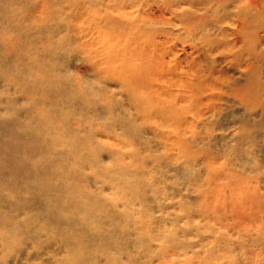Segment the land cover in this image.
Masks as SVG:
<instances>
[{
  "label": "bare ground",
  "instance_id": "6f19581e",
  "mask_svg": "<svg viewBox=\"0 0 264 264\" xmlns=\"http://www.w3.org/2000/svg\"><path fill=\"white\" fill-rule=\"evenodd\" d=\"M55 1L57 3L63 1L61 5L59 4L58 10H50L51 12H48V8H52L54 5L51 6L50 4L48 7L49 3H44L41 8L42 12H37L38 14L34 13L30 16V25H24L20 28L19 37H23L27 41V43L23 42L21 45L24 44L26 50L29 51L28 54L26 53L27 55L21 56V61L18 60L22 62L18 67V73H16V75L19 74L16 76L15 84L18 90L13 93L12 97L2 98L0 96V105L1 103L5 104L2 107L3 112L13 114L18 105L17 99L14 98L19 97L22 99L21 104L28 103L29 105L31 103V106H29L30 110L20 109L23 112V118L26 117V121H30L33 118L34 115H31V113L33 114L34 110L38 114H46L49 105L51 109L49 113L54 112L52 115L58 117L61 114L55 108L57 106L60 108V106L65 104L63 102L66 101L68 108L73 109L72 112H77L78 110L76 114L79 119L75 122L76 131L86 135L84 143L89 148V151L78 152L79 157L84 163H90L92 168L98 169V171L101 170L99 175L104 183L105 181H114V184L119 185L117 178L114 176L110 177L109 173H115V176L122 174L132 184L129 185L127 183L126 185L129 191L133 189L135 192H139L143 189V180L138 177V169H150L153 173L151 178L157 179L155 177L157 176L162 183H167L171 186L179 185L183 188H193L199 193L200 203L207 206L205 207L207 209H203L204 211H198L201 213L200 215H207L218 221V224L213 226L205 225V230L209 232L210 236V240L205 243V247L208 252L212 253L213 258L219 256L218 260L224 259V264H264V99L261 97L264 95V37L259 34L261 31L264 32V0H234V2H239L238 5H234L236 7L231 13H225L224 18H229L232 23H235L236 38L230 41H223L224 44L219 46L218 39L213 37L210 32L205 31L202 35L207 45L203 49L205 50L203 55L208 59L207 63L209 69H211V76L208 74L209 77L197 79L195 90L201 92L202 96L201 98H195L196 108L194 104L187 103L188 99L183 94L184 87L181 83L187 79V72L184 71L183 67H179L177 49L167 40V36H170V34L168 31L154 26L155 21L152 19L150 12L142 13V16L137 13V8H132L134 5L132 1L137 0ZM170 1L173 3L174 1L181 3L183 1V3L190 2L195 6H192L193 9L200 12L203 11L202 15L193 18L188 9H181L178 14L175 11L179 23L187 24L193 30L202 27L205 19L210 17L207 15L208 12L213 10L212 8L210 9V6L222 4V1L228 2L227 0ZM179 5L181 4L179 3ZM60 8H65V10L62 9L63 11L55 14ZM159 13V17H163L161 12ZM29 31L34 32L33 34L31 33L35 35L34 41H28V38H26V34L28 37ZM42 43L45 48L41 45ZM217 47L224 48L231 53L233 73L238 72L245 75V79L242 82L229 76L224 71L225 68H222V70L217 67L216 61L210 57ZM218 48L215 51H218ZM195 50L197 53L201 52L197 48ZM70 53L81 55V63L86 66L88 71L94 74V79L84 76L87 74L79 75L71 70L69 66ZM31 57H33V60L30 59ZM36 57L47 58L48 61L42 60L39 63ZM2 58L4 57L2 56ZM71 59L73 60V58ZM190 61L194 65H198L195 57L190 56ZM47 62H51V64L48 65ZM24 64H26V68ZM213 76H216V78ZM219 80L227 82L226 91H228L229 96L237 99L246 109L244 113L230 114L237 124L241 138L234 144L225 143L222 147V143L217 142L216 138H213L211 134V130L217 124L216 121L213 122L212 120L218 114L215 110L217 107L215 108L214 105L217 101L220 102L224 99V96L216 95L223 88L220 87L222 83H218ZM112 84L117 86L119 89L117 91H121V94L112 89ZM205 84L209 87L207 90L203 89ZM51 90H54V92ZM195 93L197 94V92ZM204 94L205 96H203ZM56 95L58 96L55 97L56 101L54 103L48 102V99ZM82 102H89L87 106L90 105V107L80 110L77 105ZM205 102V107L200 108L199 105L201 106ZM257 109L261 110V115L258 119H253L258 117L255 112ZM56 122L59 123L60 130L65 129L67 124L65 119L57 120ZM12 124L15 125L16 123ZM30 127H27L26 130L28 129V131L23 133L33 136ZM148 131L151 134L150 138L146 135ZM29 135H27V138H29ZM3 138L5 137L3 136ZM33 138L28 140H31L30 142H33V146H36V140ZM14 142H16V139ZM202 143L203 147H200ZM242 143H247L248 148L242 149ZM10 144H6L9 149L0 156V161L4 165H8V168H4H6V171H10L11 168L14 169L16 167L13 164H17V172L27 171V164H22L18 156H14L12 152L13 149L17 148L16 144ZM74 144H76L77 148L80 143L77 140ZM20 145L22 146L21 143ZM16 152L17 150H15V154ZM92 153L94 154L92 155ZM102 153L109 155V159H106L107 161L100 157ZM249 154H252V160L247 158L246 155ZM231 155L233 158L230 157ZM199 159L204 160L201 165L206 168V175L197 176L196 174L199 171L194 168L197 167L196 162ZM40 163L37 164L40 168L39 171L44 170L45 164L47 166V163L43 160ZM165 168L167 170H164ZM79 172L81 173V170ZM214 179L224 182L225 186L218 190L212 184ZM194 182L195 185L193 184ZM149 185L150 187L153 186L152 190L149 191V197L145 195V191L141 194L136 193L138 195L136 196L137 201L135 200L137 205H127L128 212H132V215L135 216V212H142L137 215L143 216L150 211L154 213V211L157 212L164 209L158 197L159 195L151 196L152 192L155 193L154 189L157 186H154V184ZM42 187H45L46 191L47 188H50L46 184ZM178 195L173 197L180 199L181 202L178 201L176 203L183 207L182 209H185L187 203H185L184 199L178 198ZM14 203L16 204V202ZM143 207L144 209H142ZM34 212L30 210L26 220L34 221V219L38 218ZM204 217L202 216V219ZM116 220L118 221V219ZM138 222H140L139 219ZM49 223L58 227L55 221L54 223L48 222V218L44 219L41 225L44 229L47 227L50 229L51 225ZM158 227L156 226L155 228ZM140 228L142 236L147 234V232H152L154 236L158 237V240L163 238L161 233H157L159 232L157 229L148 227L147 223L145 226L140 225ZM14 235L17 237L15 233ZM153 235H151L152 238ZM17 238L19 240V237ZM141 238L140 242L142 241ZM47 240H49L48 237L43 242H51ZM65 240L67 241L66 238ZM35 244L37 245V243L33 245ZM89 244L91 245V243ZM178 244L183 245L179 241ZM66 247L69 246L66 245ZM82 248L85 249L84 247ZM19 250L17 251L21 252ZM55 251L56 253H54L53 248L49 250L52 260L28 253L29 255L27 256L29 258L25 257L27 261L25 260L24 262H29L30 264H34L33 261L39 262V264H66L64 262H68V260L70 262L73 260L78 261V254L82 253L81 251H78L79 253L75 251L76 253L74 252V254L71 250L64 252L63 248ZM82 260L81 258L78 262L81 263ZM200 260L202 263L199 262V264H211L205 258H200ZM83 264H85L84 261Z\"/></svg>",
  "mask_w": 264,
  "mask_h": 264
},
{
  "label": "rangeland",
  "instance_id": "374dc122",
  "mask_svg": "<svg viewBox=\"0 0 264 264\" xmlns=\"http://www.w3.org/2000/svg\"><path fill=\"white\" fill-rule=\"evenodd\" d=\"M227 1L228 2L222 1V4H213L214 7L210 6V9L212 8L213 10H211V12H208L207 15H209L210 17H207L203 22L204 27L202 26L195 30L191 29V26L187 24H180L177 18L178 11H180L181 9H188L192 18L202 15L203 11L200 12L196 9H193L192 6L194 5H192V3L190 2L183 3V1L181 3L179 1H174L173 3L170 0L132 1V4H134L132 8H137L138 14L142 15V13L150 12L152 14V19L155 21L154 26L162 28L163 30L168 31V33L170 34V36H167V40L177 49V56L180 62L179 67H183L184 71L187 72V79L185 81L183 80L181 83V85L184 87L183 94L186 95V98L188 99L187 103L191 105L194 104L195 108L196 99L201 98L202 96L201 92L195 90V84L200 78L204 79L208 76V74L211 76V69H209L207 63L208 59L205 58V56L203 55L205 51L203 49L206 48L207 45L206 42L203 40L202 35L205 33V31L210 32L213 37L218 39L219 46L221 44H224L223 41H230L236 38V33L234 30L235 23H232L229 18L225 19L224 17L225 13H231L236 7H234V5H238L239 2L236 1V3L234 2V0ZM62 2L57 3V1L55 0H0V89L2 86L0 96L2 98L12 97L13 93L18 90L17 85L15 84L17 79L16 76H18L19 74L16 75V73H18V67L20 66V63H22L18 60L21 61V56L27 55L29 51L26 50L24 44L21 45V43L23 42L27 43V41L24 40L23 37H19L21 26H29L30 16L34 13L38 14L39 12H42L41 8L43 7L42 5L44 3H49L48 7L50 6V4L51 6L54 5L52 6V8H48V12H51L50 10H58L59 4L61 5ZM179 3L181 5H179ZM62 9L65 10V8H60L59 11L55 12V14H58L59 12L63 11ZM170 9L174 11H171ZM175 11L177 14L175 13ZM159 12H161V14L163 15V17L161 16L162 18L159 17ZM10 29L13 31H11ZM31 33L33 34L34 32L29 31L28 37L26 34V38H28V41H34L35 39V35H32ZM259 34L261 35V37H264V32L261 31ZM41 45L45 48V45L43 43ZM195 48H197L201 52L197 53ZM217 48L214 49V51L210 55V57L216 61L217 67L219 69L225 68L224 71H226L229 76H232L233 79L242 82L245 79V75L241 73L239 74L235 71V73H233L234 68L232 66L233 64L231 63V53H229V51H226L224 48H218V51H215L217 50ZM16 53H18L19 55ZM2 56L4 58H2ZM6 56H8V59L6 58ZM75 56L77 57L75 58ZM190 56L195 57V59L197 60L198 65L195 64L196 67L190 61ZM36 58L39 63H41L42 60L48 61L47 58ZM71 58H73V60ZM80 58L81 55L78 53L69 54V66L71 70L79 75H83V73L87 74L84 76L91 77L92 79H94V74L88 71L86 66L81 63ZM30 59L33 60V57H31ZM47 64L50 65L51 62H47ZM24 67L26 68V64H24ZM213 77L216 78V76ZM218 83H222V86L220 87L223 88L220 90V93H216V95H222L224 96V99L220 102L217 101L215 105L212 104L215 106V108L217 107L219 109H215L218 114L212 120L213 122L216 121L217 124L211 130V134L213 135V138H216L217 142L222 143V147L225 143L234 144L241 138L237 124L234 122L230 114L244 113L246 112V109L245 106L240 104L237 99L233 98L232 96H229L228 91H226L228 86L227 82L219 80ZM207 88L209 87L205 84L203 89L207 90ZM112 89L117 93L121 94V91H117L119 89L114 84H112ZM2 91L4 92L2 93ZM51 91L54 92V90ZM195 92H197V94ZM57 96L58 95L52 97L51 99H48V102L54 103L56 101L55 97ZM203 96H205V94ZM261 97L264 99V95H262ZM14 99H17L18 105L16 106L17 109H15V112L13 114H7L3 112L2 107L5 104L1 103L0 105V126L2 127H0V145L3 149L5 148L3 150L0 147V156L4 154V151L5 153L8 151L9 147H7L8 145L6 146V144H16L17 148L16 146H14L16 149H13L12 152L14 153V156H18L20 161H22V164H27L26 166H28V170L17 172L16 170H18V166L17 164H13L16 167L14 169L11 168L12 170L10 169V171H6L8 165H4L0 161V264H30L29 262H24L26 260L25 257H28L27 255H29L28 253L41 256L44 259L49 258L50 260H52V255H50L51 253H49L50 248L54 249V253H56L55 250L58 251L62 248L64 252L70 250L72 251V253H74L75 251L77 253H79L78 251L82 252L81 254L79 253L77 257L78 261L81 258L83 259L81 263L74 260L70 262L68 260L69 263L64 262L66 264H83V261L85 264H199V262L202 263L200 258H205L206 261L210 262L211 264L225 263L224 259L218 260L220 258L219 256H215L213 258L212 253L208 252L207 248L205 247V243H208V241L210 240L209 232L205 230V225L213 226L215 224H218V221L212 217H208L207 215H200L201 213H199L198 211H204L203 209H207L205 208L207 206L202 205V203H200V196L199 193H197L198 191L190 187L183 188L179 185L171 186L167 183H162V181H160L157 176H155L157 179L151 178L153 177V173L150 169H138V177L140 178V180H143V189L139 192H135L133 189H131L133 187L130 188L132 191H129L126 185L127 183H129V185L132 184H130L129 179L125 178L122 174L115 176V173H109L110 177L114 176L117 178L120 183L119 185H117L116 183L114 184V181H105L104 183L102 177L99 175L101 170L98 171V169L92 168L90 166V163H84L79 157L78 152L85 150L89 151V148L84 143V138L86 137V135H82L76 131L75 122H77V120L79 119L78 115L76 114L78 110L77 112H72L73 109L68 108V105L65 101L63 102L65 104L60 106V108L58 106L57 108H55L60 111L59 114H61V116L55 117L52 115L54 112L49 113V111H51L49 105L47 109L48 112L46 114H38L34 110L33 114L31 113V115H34L33 118L30 121L27 120V122L25 119L26 117L23 118V112H21L20 109L30 110L29 106H31V103H29V105L28 103L21 104V98L17 97ZM87 104H89V102H82L79 103V105H76L77 107H79L80 110H83V108L86 109L90 107V105L87 106ZM205 104L206 102L201 106L199 105V107L204 108ZM29 110L28 113L30 114ZM255 112L258 117L253 119H258L261 115V110L257 109ZM3 114L7 117V119H5L6 117ZM63 114H65L66 116ZM67 115L69 116L67 117ZM63 119L66 120L67 124L65 126L68 128L65 127V129L60 130L59 123H57L56 121ZM3 121L4 123H2ZM9 121H13L12 123L15 122L16 124L14 125L11 122L8 123ZM27 127L31 128L30 131L32 132L33 136L29 134H24L26 133V131H28V129L26 130ZM20 133L22 134L20 135ZM14 135L16 142H14ZM27 135H29V138H27ZM146 135L149 138L151 137L149 131L146 132ZM3 136L5 138H3ZM33 137L36 140V146H33V142H30L31 140H28ZM77 140L80 144H78L76 148V144L74 143ZM124 140L126 141V139ZM38 141L41 143H39ZM20 143L23 147L20 145ZM20 147L22 150L20 149ZM200 147H203V143L200 145ZM241 148H248V144L242 143ZM15 150H17L16 154ZM25 150L27 151L25 152ZM93 154L94 153H92V155ZM246 156L248 159H251L252 154ZM100 157L105 161H107L106 159H109V155L106 153H102ZM230 157L233 158L232 155ZM41 160L45 161V163H47V166L45 164L44 170L39 171L40 168L39 166H37V164H41ZM202 160L203 159H199L196 162L197 167L195 165L196 168H194L199 171L196 173L197 176L206 175V168L201 165V162H204V160ZM80 170L81 173L79 172ZM164 170L167 169L165 168ZM3 171H5L6 173ZM45 184L50 186V188H47V191L45 187H42ZM149 184H154V186H157L156 189H154L155 193L152 192L151 196L159 195L158 197L161 201V204L164 206V209H161L157 212L154 211V213L149 210L150 212L143 216L141 215L142 217L140 215H137L142 212H135V216L132 215V212H128L127 205H137V203H135L137 201L136 196H138L136 193L141 194L143 191H145V195L149 197V191L153 188V186L150 187ZM193 184L195 185V182ZM212 184H214L218 188V190H221V187L225 186V183L219 181L218 179H214ZM178 191H180V193H178ZM176 195H178V198L184 199L185 203H187L185 209H182L183 207H180L178 203H176L178 201L181 202L180 199H176L177 197H173ZM14 202H16V204ZM109 204L110 206H108ZM60 206L62 207L60 208ZM108 207H110L112 211ZM142 209H144V207ZM30 210L31 212L35 211L34 214L37 215V220H26V217L30 214ZM73 211L74 213H76L74 214ZM202 216L206 217L202 219ZM46 218H48V222L54 223L55 221L58 227L53 226L49 223L51 225V228L49 229L47 227L46 229H44L41 224H43V220ZM111 218L113 221L111 220ZM116 219H118V221ZM138 219L140 222H138ZM145 222L147 223V226L151 228L159 226L160 228L158 227L155 229L159 231L157 233L162 234L163 238L160 237L161 239L158 240V237L154 236L152 232H147V234L142 236L140 234V225L145 226ZM14 233L17 237H19V240L17 237H15ZM151 235H153V238L151 237ZM47 237L49 239L47 241H51L50 243L46 241L43 242V240H46ZM65 238L67 239V241L65 240ZM140 238L142 239L141 242ZM20 240L22 242L19 243L18 241ZM65 241L69 243H66ZM178 241L183 245H179ZM34 243H37V245H33ZM89 243H91V245ZM66 245L69 247H66ZM72 245L74 248L72 247ZM82 247H84L85 249H83ZM17 250L21 252H18ZM95 258L98 262L95 260ZM33 263L39 264V262L34 261Z\"/></svg>",
  "mask_w": 264,
  "mask_h": 264
}]
</instances>
